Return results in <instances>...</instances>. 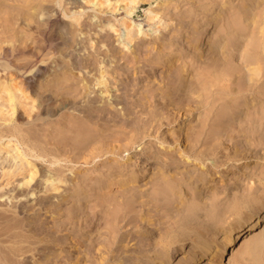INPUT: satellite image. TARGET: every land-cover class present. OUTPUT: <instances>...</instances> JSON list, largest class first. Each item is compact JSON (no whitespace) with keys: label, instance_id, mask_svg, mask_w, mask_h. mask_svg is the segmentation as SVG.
Listing matches in <instances>:
<instances>
[{"label":"bare ground","instance_id":"1","mask_svg":"<svg viewBox=\"0 0 264 264\" xmlns=\"http://www.w3.org/2000/svg\"><path fill=\"white\" fill-rule=\"evenodd\" d=\"M12 1L27 2V0ZM62 1L59 0V6L63 7ZM141 1L144 0H83L86 8L104 11L106 7L112 12L118 10L115 12L120 15L117 22L109 21L102 24L100 28L103 26L112 27L119 35H121V29L124 28L125 36L121 35L122 38L119 39V44H123L122 48L129 47L136 37L135 35L143 32L142 22H134L130 19L134 7ZM204 1L210 2V0ZM219 1L224 14L234 9L232 2ZM33 3L32 10L23 7V14L17 13L19 11L16 8H11L5 15H1L3 22L0 21V27L3 28L0 33L9 31V25L17 23L19 20L21 25L29 31L31 29L30 22L35 20L40 11L39 8L43 4L35 1ZM28 4L31 6L32 0ZM81 7L83 5L77 6L74 10L72 8L67 10L63 7L62 11L64 16L77 15L74 20L80 24L82 22ZM160 14L165 18L168 12L165 9L159 11L150 9L146 14L145 24L148 25V30H152L151 27L156 22V18L163 19ZM246 16L253 15L247 12ZM219 18V13L212 14L210 19L213 27L206 32L203 29L204 39L198 41V49L203 52L201 55L212 54L207 56L208 61L202 63L196 70L194 76L196 79L193 77L190 82L184 73L185 67H176L173 65L175 62L173 59L166 60L163 56L158 55L155 64L170 67L168 69V89L159 94L154 87L149 89L147 86L140 90L138 97H134L139 87L137 79L131 83H125L124 80H121L122 78L119 79L122 74L121 70H124L123 67L110 69L107 67L108 63L103 60L92 59L88 61L91 65L96 67V62L99 65L96 70L94 67H90L92 69L89 68L87 73L91 77L89 75L86 77L81 73L86 61L81 64H62L63 59L60 58L64 56L45 61L46 59H39L35 54H32L34 59L31 58L33 60L29 61L30 58H26L28 55L26 56L23 50H18L16 46L2 47L3 51H0V182L3 185H0V197L8 195L7 197L13 200L16 198H14L16 192H20V195L24 193V195H28L27 197L31 196L29 199L37 200L40 208L30 216L21 215L24 211L19 208V204L15 203V200L13 204L7 203L8 205L3 206L0 199V264H21L19 260L22 256H18L19 260H16L18 257H15L38 248V243L44 242L42 237H45V240L54 238L56 244L59 245L56 249L52 245V253L42 255L41 260L43 259L46 264H60L63 258L67 264H102V261H111V264H173L175 261V264H227L229 256L234 255L238 250L235 249L237 239L242 238L246 229L264 216V187L250 201L232 211L228 217L218 219L220 223L215 228L216 236H214L208 233L211 230V225L208 227L204 225L202 233L201 230L195 229L205 217L213 215V210H208L213 202L208 192H204L206 183H208V176L205 175V172L208 174L211 172L207 165L204 164L197 173L184 169L181 172L169 174L166 170V166L172 168L173 163L175 167H179L180 163L189 162L191 148L179 152L176 156H170L162 148L151 153L152 158L161 159L164 157L166 161L160 162V167L156 172L158 180L155 181L152 192L146 193L148 198L144 201L139 200L137 192L145 190L139 183H135L137 178L143 176V174H139L143 172L139 163L131 164L127 161L121 164H110L103 171L99 180H97L98 178L90 179L88 176L78 173L71 177L64 168L67 162L76 161L79 166L82 162L89 163L105 153L113 156L122 155L121 153L127 150L123 148L127 144L122 143L126 139L123 135L126 130L123 129V133H117L115 128H110L111 124L114 125L118 121L124 124L123 127L131 124V128L135 132L134 137L143 138L154 126V123L161 124L163 120H170L171 115L161 110L162 104L172 108L181 106L206 108L205 117L199 118L197 125L192 129L193 136L189 141L195 145L206 135L204 143L207 144V148L202 149L196 156L199 160H202L203 156L207 160L212 158L209 154L212 152L210 149H215L213 146V148L210 147L214 142H226V139L231 141L234 137L240 138L241 135L253 139L254 147L264 145V101L257 100L260 97L264 98V52L259 55L260 51L256 48L258 45L254 48L249 47L240 57L234 47L230 50L225 48L226 46L220 47L216 52L215 49L219 44L217 41L220 38V29L217 27L220 22ZM170 24L171 20L166 19L158 25V28L165 31ZM259 28L258 20H255L252 32H257ZM80 31L79 33H81ZM261 33L264 36V31ZM200 37L201 34L191 35V43H196ZM230 40L235 41L236 37L230 38ZM52 46L53 42L48 41L47 38L44 49L49 50ZM62 47L67 46L63 43ZM51 51L53 50L49 52ZM21 54H24L25 57ZM140 58L141 56H138V59ZM150 59L151 54L147 60ZM135 60L137 59L133 56L132 62ZM52 62H55L54 68H51ZM93 70L96 72L92 73ZM57 71H61L62 75L55 74ZM127 73L129 75L130 71ZM38 78L43 81H39ZM184 82L185 86L180 89ZM80 85H82V89L79 88ZM119 85H123V87L119 88ZM173 90H175L174 93ZM93 92H96V95H91ZM250 93H257L252 101L256 100L254 105L259 104V109H254L251 114L245 115L246 123L237 124L236 119L240 117L241 113L234 108L239 106L238 100L243 95L246 96ZM81 95L83 96L81 97ZM177 98L181 102H176ZM230 102L232 108L229 106ZM115 104L122 106L121 110L117 111L114 107ZM63 110L62 116H69L66 119L60 118L63 120H59L61 121L59 123L68 125L69 129H61V125L57 122L60 126L56 125V131L51 135V133H47L51 129L50 125L47 124L42 129L35 127V121L55 116ZM77 111H83V116L82 114L75 115ZM138 112L140 114L135 115ZM210 117L212 120L207 122ZM21 118L23 124L30 125L23 127L17 124ZM101 124L107 125L106 133L98 143L90 145V139L97 135ZM207 126H209L208 129ZM68 134H73L71 140H69ZM173 135L174 138H177V134ZM180 135L185 136V130L182 129ZM188 135L189 133L185 138H188ZM236 141L233 156L249 149L248 143L245 144L242 139H236ZM67 144L72 147L70 148ZM213 145L219 146L221 143ZM86 149L88 150L84 152ZM39 157L45 158L51 163L49 170L38 166L40 162L36 160ZM63 160L66 163H62ZM210 163L213 166H218L215 159ZM229 167L232 166L226 165L217 176H224ZM78 168L76 170H79ZM37 174L40 175V177L38 176L40 180H38L43 184L40 189L34 187L35 184H31L34 178L37 179L35 177ZM78 178L81 180L79 181ZM103 179L110 180V182L102 186ZM74 180L76 181L74 182ZM10 182H14L12 185L14 187L9 186L10 189H8L7 185ZM239 182L241 185L242 182ZM115 183L116 186L121 185L120 193L110 195L109 186ZM178 191H180V195H177ZM185 192L190 194V199L183 194ZM216 192L218 190H215V194ZM94 195L97 199L95 202H91L89 197ZM50 207L52 220L47 221L42 217L41 210ZM204 208L208 210L206 215L201 212V209ZM132 212L142 214L141 219L143 220L146 218L155 220L154 215L161 216L162 222H165L166 225H159L156 229L152 226L150 230H155V235L158 234L157 239L153 240L147 236L148 233L143 232V229L146 228H144L142 220L135 221L133 224L136 228L135 235L131 237L132 235L128 234L126 237L131 241L135 239L136 241L133 243L135 246L131 245L132 247L127 251V248L124 249L122 246L124 239L119 235V229L122 222ZM82 217L85 218L89 226L94 228L91 237L82 244V247L85 245V248H78L77 255L71 252L73 249L66 254L63 247H65L67 239L64 234L60 233V235L59 232L65 229L73 233V238L80 240V236L85 234V232H78L81 229V224L76 226L72 223L70 226L67 220ZM93 217H96L95 221H93ZM214 218L212 217V219ZM207 219L209 218H206V222ZM51 221L52 224H49ZM159 221L161 222V220ZM168 221L170 222L167 224ZM209 221L211 222V219ZM101 223L106 229L105 232L98 228ZM147 224L149 225V222ZM126 234L124 235L126 236ZM130 240L125 242L130 243ZM93 243H96L97 246L92 249ZM241 245L244 247L242 248ZM240 248L242 251L238 253L239 255L237 254V258L235 257L237 260L235 264H264V231L252 237L249 242L242 240ZM112 251H118L119 254L115 256ZM125 251H127V255L121 256L120 253Z\"/></svg>","mask_w":264,"mask_h":264},{"label":"rangeland","instance_id":"2","mask_svg":"<svg viewBox=\"0 0 264 264\" xmlns=\"http://www.w3.org/2000/svg\"><path fill=\"white\" fill-rule=\"evenodd\" d=\"M34 1L36 3L40 2L43 4L39 8L40 11L36 15L35 20L33 22L31 21L32 23L30 22L31 29L27 31L21 25L20 20L17 23L10 24L9 31L2 34L0 33V51H3L2 47L9 48L12 46H16L18 50H23L24 54H26V56L28 55L26 58H30L29 61L34 59V56H32V54L38 56L39 59H46L45 61L50 60L54 57L60 58V56H64L63 58H60L61 60L63 59L61 61L62 64H81L82 62L85 63L86 61L87 63L81 70V73L85 76L89 75L87 72L92 69L90 67H94L93 64L91 65V63L88 62L89 60H103L105 63H108L107 67L110 69L112 67H116V69H119L120 67L124 68V70H121L122 74L119 79L122 78L121 80H124L125 83H131L132 81H134V79H137L136 81L139 82V87L137 90L138 92L134 94V97H138L140 95V90L145 89V87L147 86L149 87V89L151 87H154L159 94L165 89H168V69H170V67L168 65L162 66V64H155L158 55L163 56L166 60L173 59L175 61L173 65L176 67H185L184 73H186V75L188 76L189 81H192V78L196 75V70L200 67L202 63L207 62L209 59L207 56H210L212 54L205 53L201 55L203 52L199 51L197 46L198 41H202L204 39L205 35H202L203 29H205L206 32L208 29L213 27L211 26L212 20L210 19L212 14H220V22L217 25V27L220 29V38L217 41L219 44L218 47L215 49L216 52L219 51L220 47L226 46L225 48H228L229 50L234 47L235 52L240 57V55L244 53L246 49L248 50L249 47L254 48L257 45L258 46L256 48L258 49V51H260L259 55L263 54L264 52V36H262L263 34L261 33L264 31V0H225L226 2H232L234 4V9L227 14H224L222 10V5L219 0H210V2H206L204 0L201 2H196L195 0L141 1L137 4V6L134 7V11L130 19H132L134 22H142V26H144V28L143 32H139L135 35L136 37L131 42L132 44H129L130 48H122L123 44H119V39H121L122 36H125L124 28L121 29L122 36L115 32L112 27L103 26L102 28H100L102 24L107 23L109 21L111 23L117 22V18L120 17V15H118L117 13L115 14V12L118 10L112 12L109 8L106 9V7L104 11H102L101 9L93 10L91 8H86V4H84L83 0H63L61 2L62 5L64 4L63 7L67 10L71 8L74 10L77 6L83 5V7L80 8V12L82 11V22L80 24H77L74 20L77 15H74L72 17L64 16V13L62 11L63 7L59 6V0H32L31 6L28 4L31 2V0H27V2H13L12 0H0V2H2L0 10V21L3 22V17L1 15H5L6 12L11 8H16L19 11L17 13L19 14H23V7H28L29 10H32V5H34ZM12 3H14L15 5H11ZM150 9H155L157 11L165 9L168 12V15L165 18H163V16L160 14L161 18H163L162 20L160 18L155 19L156 22H154V24L152 25L151 31L148 30L149 27L145 24L146 14L149 13ZM247 12L252 13L253 16H246ZM15 15L17 14L15 13ZM246 17H248L247 20ZM166 19H170L171 24L166 28L165 31H163L162 29L158 28V25ZM255 20H258L260 28L257 32L253 33L252 29L254 28ZM2 28L3 27H0V30ZM79 31L81 33H79ZM198 34H201V37L196 41V43H191L190 36ZM234 37H236V40L231 41L230 38ZM47 38L48 41L51 40L53 42V46L49 50L44 49L46 46ZM63 43L67 47L63 48ZM50 50L53 51L49 52ZM147 52L149 53L145 54ZM24 54L21 55L25 57ZM150 54L151 59L147 60ZM133 56H135V59H137L134 62H132ZM138 56H141V58L138 59ZM27 59L26 61H28ZM54 63L55 62H52L51 68H54ZM98 65L99 64H97L96 62V67H94L95 70ZM61 71H57L55 72V74L59 73V75H62ZM129 71L130 73L128 75L127 72ZM94 72L96 71L93 70L92 73ZM89 77H91V75H89ZM194 79H196V77H194ZM39 81L43 80L40 79ZM184 86L185 82L181 84L180 89H182ZM118 87L122 88L123 85H119ZM79 88L82 89V85H80ZM174 92L175 90H173V93ZM95 93L93 92L91 95H96ZM82 96L83 95H81V97ZM256 96L257 93H250L246 96L243 95L238 100L240 104L239 106H237V108H234L237 112L241 113L240 117L236 119L237 124L246 123L247 120L245 119V115L251 114L254 109H259V104L254 105L256 100L252 101V99H254V97ZM257 100L263 102L264 98L260 97ZM176 102H181V100L177 98ZM229 106L232 108L231 102L229 103ZM114 107L117 111H119L121 110L122 106H120L119 104H115ZM160 107L163 112H168L171 115L170 120H163L161 124H158V122L154 123V126L151 127V129L148 131V134H146L143 138L134 137L135 132L131 128V124L126 127H123L124 124L120 123V121H118L114 125L111 124L110 128H115L117 133H123L122 130H126V132L123 133L126 139L122 143L127 144L126 146H123V148L127 150L121 153L122 155L119 154V156H113L109 153H105L100 156V158L97 157L89 163L82 162L79 166H77L78 162L76 161L66 163V161L63 160L62 163L65 162L67 164H65L64 168L66 169L67 173H70V176H74L75 174L77 175L78 173L88 176L90 179L98 178L97 180H99L100 176H102L103 174V171L110 164H121L127 161L131 164L139 163L141 164V169L143 171L139 174H143V176H141V178H137L135 183H139L141 185V188L145 190L137 192L139 200L144 201L148 198L146 193H148V191L152 192L153 185L155 181L158 180V173L156 172L157 168L160 167V162L166 161L164 157L161 159L152 158L151 153L162 148L166 152H168L170 156H176L179 152L184 151L187 148H191V155L188 157V159H190L189 162H187L186 164L180 163L179 167H175V164L173 163V167L171 168L166 166V170L169 172V174H171L172 172H181L184 169L192 173H197L200 171L204 164L207 165L209 171L211 172H209V174L205 172V175L208 176V183H206L207 186L204 192H208V195H210V199L213 202V204H211L208 209L209 211L211 209L213 210V215L210 217H205V219L201 221V225L198 224L195 229L201 230L202 233L204 225H206L207 227L211 225V230L208 233L209 235L216 236L215 228H217V224L220 223V220L218 219L228 217V215L231 214L232 211H235L243 204L250 201L259 192V190L264 187V145L261 144L258 147H254L252 145L253 139L241 135L240 138L234 137V139L231 141L226 139V142H214L213 144L221 143V145L218 146L212 144L210 146L211 148L215 147V149L213 150L210 149V151L212 152L209 155L212 158L207 160L205 156H203L201 158L202 160H199V158H197L196 156L202 149L207 148V144L204 143L206 135L204 136V139L202 138L195 145H192L189 141L193 136L192 129L197 125L199 118L205 117L206 108L202 107L198 109L194 106H181L172 108L166 107L165 104H162V106ZM58 113L59 114L55 116L37 120L34 122L35 124H32H34L35 127L37 126V128L39 127V129L45 128L47 124L50 125V131L45 132H47L48 134L51 133V135L55 133L56 125L57 127L61 125L60 128L66 130L68 128V125H64L63 123L60 124L59 122L61 121L59 120L66 119L69 115L62 116L64 110L63 112ZM80 114H82L83 116V111H77L75 115ZM139 114L140 112L135 113V115ZM211 120L212 119L210 117L207 122H210ZM17 124L22 125L23 127H28L26 125H30L23 124L22 118L21 120L17 121ZM34 125L32 126L34 127ZM208 127L209 126H207V129ZM99 129L100 130L98 131L97 135L90 139V145L98 143L99 139L106 133L107 125L101 124L99 126ZM182 129L185 130V136L180 135V131ZM187 132L189 133V135L188 138H185L188 134ZM173 134H177V138H174ZM68 135L70 137L69 140H71L73 138V134ZM236 139H242L245 144L248 143L247 147H249V149L246 152L242 151L241 154L233 156L232 154L234 153L237 144ZM69 146L70 148L72 147V145ZM87 150L88 149L84 150V152H86ZM79 151H81L80 148ZM214 152L216 154H213ZM34 159L36 160V158ZM213 159L217 160L218 166L211 165L210 162ZM36 161L40 162L38 166H40L41 168L43 167L42 169L45 168L44 170H49L51 163L48 160H46L45 158L41 159V157H39ZM229 164L232 167H229L227 169L224 176H217L221 173L220 171L224 169L226 165L228 166ZM77 167H79V170H76ZM72 169H74L73 173H71ZM75 170L76 172L74 173ZM38 174L35 176L37 177V179L34 178V180H32L36 183L32 182L31 184H35L33 186L36 188L38 187L40 189V186H42L43 184L42 181H39L40 175ZM76 180H74V182ZM78 180L80 181L81 179L78 178ZM239 181L242 182L241 185ZM96 182L98 184V181ZM102 182L103 186L107 185L110 180L106 181L105 179H103ZM0 185L2 186L3 184L0 182ZM12 185H14V182H10L7 186L11 187ZM119 185L120 184L116 186L115 183L109 186L110 195H118L120 193L121 185ZM10 187L8 189H10ZM98 188H100V185ZM137 190H139V188H137ZM215 190H218L216 194ZM19 193L16 192V196H14V198H16L13 200H10V197H7L8 195L0 197L3 206H6L10 203L13 204L15 200V203L19 204V208L24 211H22L23 213L21 215L25 214L26 216H30L37 212V210H39L40 204L37 203V200H34L32 198L29 199V197H31L30 195L29 197H27L28 195H24V193H22L24 195L23 196L20 195L21 193ZM178 193L179 194L177 195H180V191H178ZM17 194L19 197L17 196ZM183 194L189 197V199L191 198L190 194L186 192ZM89 198H91V202H95L97 199L95 198V195L90 196ZM206 208L201 209L202 211L200 210L205 215L208 211ZM50 209L51 207L49 209L41 210L42 217L44 219L46 218L47 221L52 220V214L50 212ZM132 214L130 213L128 215L129 219L127 218L125 221H123L121 224V228L119 229V235H121V237L124 239L122 246L124 249L127 248V251L130 247L135 246L133 245V243L136 241L135 239H132L131 241L128 238L131 242H125L129 241L126 238L128 234H131V237L135 235L134 232L136 231V228L135 226H133L135 221L142 220V224H144V228H146L143 229V232L148 233L147 236H149V238H152L153 240L157 239L158 234L155 235V230H150L152 229V226L154 229H156L157 227H159V225H166L165 222H162L163 218H160L161 216L158 215L153 216L155 220H153L152 218L150 220H148L147 218L143 220L141 219L142 214H139L138 212H132ZM212 217L215 218L212 219ZM206 218L211 219V222L209 221V219H207L206 222ZM95 220L96 217H93V221ZM159 220H161V222ZM67 221L69 222L70 226L72 225V223L76 224V226H80L81 224V229L78 230V232H85V234L80 236V240L76 239L75 237L74 239L73 233L65 229H62V231L59 232V234H64L65 239H67L66 243L64 244L65 247H63V249L65 250L64 253L68 254L71 249H73L71 252L74 253V255H77L79 253V247H81L82 249L83 247L85 248V245H83L82 247V244L90 239L92 230L94 228L87 224L84 217L77 219L69 218ZM147 222H149V225L147 224ZM169 222L170 221L166 223L168 224ZM206 223L209 225H207ZM49 224H52V221ZM98 228H101L102 232H105L106 230L102 223L99 225ZM263 231L264 216L259 221H256L251 227L246 229V231L243 233V239H237L235 249L238 250L234 255L229 256L227 264H235V262L237 263L236 258L239 255L238 253H240L242 251V248L244 247L241 245L242 248H240L242 240L243 242L244 240H247V242H249L252 237ZM125 233H127L126 236L124 235ZM42 238L44 239V242L38 243V248L32 251H28L23 255L18 254L15 258H17L18 256H22V258L20 259L18 257L16 260L20 259L19 261H21V264H46L43 259L41 260V258H43L42 255H45V253H52L53 248L56 249L59 247V245L56 244V241H54L56 239L54 238H48L46 239L47 241L45 240V237ZM54 242L55 244H53ZM186 245L188 246L190 244ZM95 246H97V244L93 243L92 249ZM127 251L120 253V255H127ZM112 254L117 256L119 252L112 251ZM101 263L111 264V261H102ZM60 264H67L65 258L60 261Z\"/></svg>","mask_w":264,"mask_h":264}]
</instances>
